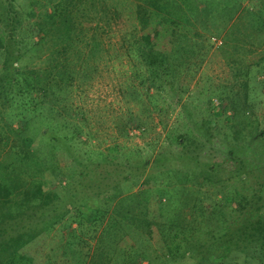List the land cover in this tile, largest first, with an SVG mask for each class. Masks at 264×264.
I'll use <instances>...</instances> for the list:
<instances>
[{
    "label": "rangeland",
    "instance_id": "rangeland-1",
    "mask_svg": "<svg viewBox=\"0 0 264 264\" xmlns=\"http://www.w3.org/2000/svg\"><path fill=\"white\" fill-rule=\"evenodd\" d=\"M52 176L0 264H264V0H0V220Z\"/></svg>",
    "mask_w": 264,
    "mask_h": 264
},
{
    "label": "trees",
    "instance_id": "trees-1",
    "mask_svg": "<svg viewBox=\"0 0 264 264\" xmlns=\"http://www.w3.org/2000/svg\"><path fill=\"white\" fill-rule=\"evenodd\" d=\"M150 21H146L144 23V28L142 30V36L143 39L145 40L146 43H148L152 49L154 50H165L166 48L170 47V43L172 41H170V33H168V35H166V33L164 32V30H166L163 26L162 21L161 22H152L149 25ZM165 33V34H163ZM16 104V103H15ZM17 107H20L21 104H16ZM28 147L31 149L32 146L28 145ZM4 180V178H3ZM56 180V178L54 176H52L50 178V184L49 182L45 181V182H38L35 184V186L33 187V189H31V191H26L24 197H21L20 199H13L8 200L10 205H14L11 212L7 213L6 216H4V218L2 217V219L0 220V249L2 250H7L8 251V246H11L13 248L15 247H23V246H29V238L32 237L31 235V231L32 228L31 227H27L25 224V226L21 227L18 229V234L17 235H11V236H7V238L3 237L5 235V233L9 230H13L14 228H17L18 226H20L19 222L16 220V216L14 215V209L18 208V210L20 211V209L24 210V212H28L30 210H32L34 208V206L37 204L36 202H46V199H48V197L50 196V186L53 184V182ZM13 194V189L10 186L9 183L2 181L0 179V197H7V198H11V195ZM248 201V200H247ZM241 202H243V200H234L232 201V205L234 208H238V206L241 204ZM216 204L214 203L213 206H207L205 207L204 210H206L207 212H212L213 210L216 209ZM235 209V210H236ZM10 225V226H7ZM256 226H260V230L264 229V220L259 219L256 221ZM14 227V228H13ZM252 228L257 230L256 227L254 226H250L249 229V234L253 235L254 233L252 232ZM258 231V230H257ZM247 234V230L246 233ZM263 234V233H262ZM229 246L232 247H227V253L225 255L226 258H228V264H236L237 260H240L241 262H245L247 261L248 258H250L249 256H246L247 254V249L246 247L240 246V245H232L229 244ZM261 248V247H259ZM262 249V248H261ZM10 252V251H9ZM16 252H18V249L16 250ZM262 253V252H261ZM264 253V251H263ZM263 253L261 255H259V257H261L263 255ZM247 263V262H246ZM239 264V263H238ZM242 264V263H241Z\"/></svg>",
    "mask_w": 264,
    "mask_h": 264
}]
</instances>
